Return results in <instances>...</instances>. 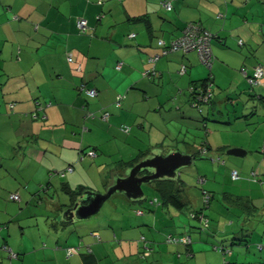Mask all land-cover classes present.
I'll return each mask as SVG.
<instances>
[{
  "label": "crops",
  "instance_id": "0c3cea01",
  "mask_svg": "<svg viewBox=\"0 0 264 264\" xmlns=\"http://www.w3.org/2000/svg\"><path fill=\"white\" fill-rule=\"evenodd\" d=\"M162 1L0 0V264H192L200 246L186 221H195V213L200 222L209 221L200 198L216 215H231L220 233L212 231L217 238L225 235L223 241L231 240V245L243 232V239L251 233L247 239L254 240L258 222L264 226V80L255 90L248 82L255 67L264 66V0H167L172 11ZM81 19L88 21L85 32L78 28ZM195 21L215 36L212 69L195 51L161 52L160 40L170 43ZM159 53L165 57L152 63ZM154 69V77H144ZM208 77L213 99L203 104L199 116L192 111L190 86ZM83 84L99 91L96 98L80 90ZM38 102L43 110L37 111ZM68 110L71 117L64 113ZM102 110L111 114L108 122L86 115ZM123 124H129L128 133L120 129ZM185 124L186 135H179ZM203 129L202 154L181 173V186L154 182L147 187L149 194L144 188L146 199L136 202L113 195L112 211L91 225L89 236L83 223L62 220L78 196L88 190L105 192L112 174L123 176L129 168L124 161L120 169L105 168L98 150L102 156L114 152L102 145L119 146V136H125L126 147L139 153L131 161L146 157L150 148L165 153L183 146L180 151L192 153L199 147L189 142ZM88 131L107 141L87 142ZM87 148H95L97 156H86ZM233 148L244 150L237 158L248 160L226 162L223 155ZM216 161L235 169L223 170ZM68 167L73 171H66L61 181L57 174ZM236 169L237 181L231 177ZM251 171L258 180L249 179ZM195 180L200 188H191ZM165 182L179 193L182 210L153 193ZM15 193L18 202L10 199ZM171 235L190 236L192 243H169ZM252 243L248 241L249 252H254ZM69 249L76 253L69 255ZM258 259L253 253L244 263Z\"/></svg>",
  "mask_w": 264,
  "mask_h": 264
},
{
  "label": "rangeland",
  "instance_id": "374dc122",
  "mask_svg": "<svg viewBox=\"0 0 264 264\" xmlns=\"http://www.w3.org/2000/svg\"><path fill=\"white\" fill-rule=\"evenodd\" d=\"M193 109L194 110H192V111L195 114L197 113L199 116H202L204 113V112H201L197 108H193ZM201 109L203 110V105L201 106ZM64 113H65V115H67L69 117H71L70 115H72V112L70 110L64 111ZM194 118H195V116H194ZM187 121L189 122V120H187ZM88 125H90V123H88ZM88 125L85 126V128L89 127ZM127 125H129V124H127ZM89 128L92 129L91 132L94 131L93 127H89ZM83 130L84 129H82V131ZM187 130H188V124H185L184 126L180 127V133L178 132V134L179 135L180 134L186 135L185 133L187 132ZM91 132L88 131V132L84 133L86 135L87 142L91 141V142L97 144L98 141H100V142L107 141L103 135H98V136L95 135L94 136L93 134H91ZM197 132L198 133L195 134V137L189 142V144L191 146L196 145L197 147H199L198 148L199 151H197V148H192V154H195L199 157L202 154V152L200 151L202 149L201 148L202 146H199V144H202V138L206 137V134H205L204 129L202 131L200 130V132L199 131H197ZM216 133H218L220 135V137L222 136V133H220L219 131H216ZM119 137H120L119 139L121 140L119 146L116 145V147H115L114 144L102 145V149L105 148L106 151L112 150L114 152L113 155H111V153H110V154H107V156L106 155L102 156L101 151L98 150V154H99L98 158L101 157L103 159V161L105 163L104 164L105 168H109V169L118 168V169H120L119 166L121 165V163H123V161L124 162H130L137 154H139V153H137L138 149L127 148L125 145V142H122V141H124L125 136L121 135ZM256 142H254V143H256ZM146 143H147V141H145L144 144L146 145ZM145 145H143V147H141V148H145ZM150 149H152V151L154 150L153 148H150ZM180 150H184V147L181 146ZM223 156H224L223 158L226 160V162H228L229 158L232 161L248 160L247 157L246 158H237V157L229 156V155L228 156L223 155ZM211 158H214V157H211ZM211 158L209 157L210 160H211ZM217 162H219V161H216V163ZM219 164H221V163L219 162ZM213 165L215 166V164H213ZM225 166L226 165L221 164V168H223V170L225 169ZM226 167L228 169L230 168L229 170L235 169L231 166L230 163H228V165ZM237 167L239 170L243 171L241 169V166H237ZM188 169H190V167L182 169V172L185 170H188ZM238 169H236V170H238ZM122 170H124V168ZM189 171H191V170H189ZM60 173L61 172H58L57 177L60 178L61 181H63V179L66 178V175H60ZM115 175L116 174H114V176ZM249 175H250L249 179H251V181L253 182L254 181L253 179H255V178H253V176H252V171L249 172ZM114 176L112 174L111 179L114 178ZM259 184H260V182H259ZM96 185L99 186V183H96ZM190 186H191V188L192 187L193 188H200L196 185V180H195V184L194 185L191 184ZM229 186L233 187L234 182H230ZM147 187H150V186L148 184H147V186H144V188H147ZM100 189H103V187L100 186ZM0 190H2V189L0 188ZM6 190H7V187H6ZM149 190L150 189L147 188L148 194H149ZM153 190H154V192H153L154 194L160 196L161 199L163 198V194H161L160 191L158 192L155 189H153ZM101 191H103V190H101ZM197 191L200 192L199 190H197ZM200 193H203L202 189H201ZM60 194H64V193L61 191ZM201 197H203V196L201 195ZM199 200H200V204H201L200 208L203 209V211H204L203 213L205 216H207L209 218L210 223H209V226L206 227L205 226L206 223H203L202 221L200 222L198 219H195V221H194V220H191L190 218L187 217L188 221H186L187 222L186 227L191 232V235L193 236L194 240L196 241L195 245L198 246V244H199V246H200V248L197 249V251H198L197 256L192 258L191 263L192 264H229V263L234 262L235 264H245L244 262L246 261L247 257L253 255V253H254L255 256H257L259 258L258 261L260 262V264H262V262H263L262 259H264V256L262 255V251H264V250H261L259 246L264 247V226L260 225V222H258V225L260 227H257L258 229H256L255 232L252 234L254 237V240L247 239L248 237H250L251 233L248 234V237H245V239H243L242 238L243 235H247L246 232H243V234H240V237H239L240 239L235 241L237 245H231V240L223 241V239H225V235L220 234L218 238L215 235H212V231L215 230L216 232L220 233L224 229V226H223L225 224L224 221H226V223H230L231 215H229V213H221L218 216L215 214V213H217V210H215V211L213 210V212L211 210H209V208L204 204L203 198H200ZM113 201H115V199L114 200L112 199L111 201H108L107 203H105V205L101 208L102 209L101 212L98 215L93 216L88 221H82L81 222L85 226L84 231H83V233H85V236H89V234L91 233L90 228L93 229V227H91V225L96 224L98 220H101V218L105 217L106 212L108 213V212L112 211V208L110 206H111V203ZM147 203L148 202H146V204ZM204 222H206V221L204 220ZM112 223L116 224V222H114V221ZM202 225H204L203 228H202ZM229 226H231V225H229ZM247 241H249L250 244L253 241L252 249L254 250V252H249L251 247L247 248V245H248ZM164 243H165V241H164ZM217 247L219 248V250H216ZM222 247H224V248H222ZM247 261L253 262L252 260H247Z\"/></svg>",
  "mask_w": 264,
  "mask_h": 264
},
{
  "label": "water",
  "instance_id": "95a60500",
  "mask_svg": "<svg viewBox=\"0 0 264 264\" xmlns=\"http://www.w3.org/2000/svg\"><path fill=\"white\" fill-rule=\"evenodd\" d=\"M245 153L241 148L228 150L229 155L236 157L244 156ZM195 158L192 153H185L177 148H172L165 153L162 148L151 150L146 157L127 168L123 176L116 174L112 186L105 192L88 190L78 196L76 203L66 209L62 220L73 224L88 221L98 215L102 206L111 201L115 194L125 195L134 202L143 201L147 197L144 192V186L147 184L172 181L181 186L182 169L192 167Z\"/></svg>",
  "mask_w": 264,
  "mask_h": 264
},
{
  "label": "built area",
  "instance_id": "2783aa9c",
  "mask_svg": "<svg viewBox=\"0 0 264 264\" xmlns=\"http://www.w3.org/2000/svg\"><path fill=\"white\" fill-rule=\"evenodd\" d=\"M167 10H172L173 6L171 4V2H163L162 4ZM88 27V21H86L85 19H81L79 20L78 23V28L81 32H85V30ZM136 35L133 33L131 34V37H135ZM211 37L212 34H210L208 31H203V29L200 27V24H196V25H188L186 31L184 32V35L181 38L176 39L175 41H173L170 44H166V41H161L159 45L161 46V48H163L164 53L165 54H169V53H176L177 51H184V52H188V51H196L199 53L200 59L203 63H205L206 65H208L210 68L212 66L211 64V60H212V48H211ZM243 42L241 41V44ZM69 57V62L70 63H74V58L72 57V54L68 56ZM159 56L156 55L153 59H151V62L154 63L156 61H158ZM122 63H118L117 65V69H121L122 67ZM77 71L79 73H81L83 71L82 65H77L76 67ZM186 72V67L183 66L180 70L181 74H184ZM156 74L155 69L154 70H148L146 72H144V77H154V75ZM264 80V70L261 66L257 67L254 71V77L250 79V82L252 84H260L262 81ZM88 94L91 97H96V95L98 94V91H96L95 89H90L87 90ZM210 92V90H209ZM122 97L120 96L117 100V105L120 106L121 105V100ZM209 100L208 96H204L202 98L198 97L197 103L194 104V106H196L197 108H200V104H202V102H207ZM105 115H103V119L104 120H108L110 117L109 113H104ZM122 131L125 133H128L130 131V127L129 126H123ZM264 150V148H263ZM204 152H206V149H204ZM91 155H95L94 152L90 153ZM69 171H72V169L70 168ZM232 179L234 180H239L240 176H239V172L237 170L232 171L231 174ZM208 196L206 195L205 198V202L208 200ZM10 199L13 201H19L20 200V195L19 194H12L10 196ZM157 202V200H154L152 203ZM140 214L142 213V211L139 212ZM206 224L208 223V219L205 222ZM169 243H190L191 240L188 237H184V239H177V238H169L167 240ZM69 255L76 253V249H69L68 251Z\"/></svg>",
  "mask_w": 264,
  "mask_h": 264
},
{
  "label": "trees",
  "instance_id": "16d2710c",
  "mask_svg": "<svg viewBox=\"0 0 264 264\" xmlns=\"http://www.w3.org/2000/svg\"><path fill=\"white\" fill-rule=\"evenodd\" d=\"M163 2H170V1H167V0H163L162 2H161V6H163L162 4H163ZM172 4V3H171ZM165 8V7H164ZM173 8H174V6H173ZM166 9V8H165ZM173 10V9H172ZM172 10H168V11H172ZM190 24H192V25H196V24H200V27L203 29V31H208L210 34H212V37H211V48H212V43L214 42V40H215V36H214V34L212 33V32H210L200 21L199 22H190V23H188L183 29V31H182V33H181V35L179 36V37H177L176 39H178V38H181L183 35H184V32L186 31V29H187V26L188 25H190ZM80 31V30H79ZM136 35V34H135ZM132 38H134V37H132ZM175 39V40H176ZM175 40H173V41H175ZM173 41H171L170 43H172ZM241 41L243 42L242 44H241ZM170 43H167L166 42V44H170ZM244 44V41L243 40H240V45L242 46ZM161 50H163V48L161 49ZM194 51V50H193ZM161 52H163L164 53V50L163 51H161ZM177 52H182V53H184V54H188V52H192V51H188V52H184V51H177ZM176 52V53H177ZM196 52V51H195ZM162 53V54H163ZM198 53V52H197ZM157 54L158 56H159V59L160 58H162V57H165V55L163 54ZM198 55H199V53H198ZM156 55H154V57H155ZM153 57V58H154ZM200 57V56H199ZM213 58H214V52H213V54H212V60H211V64H212V66H213ZM158 59V60H159ZM202 62V61H201ZM203 63V62H202ZM205 64V63H204ZM206 65V64H205ZM207 66V68L208 69H212V66H211V68L208 66V65H206ZM259 66H261L262 68H263V70H264V66H263V64L262 63H259V65H257V67H259ZM117 67V66H116ZM122 67V66H121ZM186 67V66H185ZM257 67H255V69L257 68ZM83 68V67H82ZM122 69V68H121ZM121 69H119V70H121ZM255 69H254V71H255ZM83 70H84V68H83ZM118 70V69H117ZM118 70V71H119ZM254 71H253V74L252 75H249L248 76V82H249V84L253 87V89L255 90V88H258V87H260V84H252L251 82H250V79L251 78H253L254 77ZM83 72V71H82ZM81 72V73H82ZM148 78H150V77H148ZM191 88H190V92H191V94H192V96H193V100L191 101V106L193 107V108H197L196 106H194V104L195 103H197V100H198V97H200V98H202V97H204V96H208V98H209V100L207 101V102H202V104H200V108H197V109H199L201 112H203V110L201 109V106L203 105V104H211V101H212V96H213V79H212V77H208V78H205V79H202L201 81H198V82H196V83H193L191 86H190ZM90 89H95V88H91V87H88V85H86V84H83V85H81L80 86V90H82V92H86V94L90 97V98H96V97H91L89 94H88V92H87V90H90ZM96 91H97V89H95ZM209 90H210V92H209ZM98 94H99V91H98ZM97 94V95H98ZM254 93H252V94H249V96H251V97H253V98H255L256 97V95H253ZM96 95V96H97ZM262 98V101L264 102V96H261ZM122 100V99H121ZM120 100V101H121ZM38 107H37V111L38 110H43L44 108H45V106H40V103L38 102V105H37ZM117 107H120V106H118V105H116ZM104 113H108V112H106V111H104V110H102V111H100V113L99 114H95V113H92V112H87V115L89 116V118H92V119H95V118H97L98 116L100 117V119L101 120H103V121H106V122H108L109 121V119L108 120H104L103 119V115H105ZM32 115H36L35 114V112H33L32 113ZM98 115V116H97ZM110 116H111V114H110ZM110 118V117H109ZM123 126H125V125H122L121 126V130H122V128H123ZM127 126V125H126ZM264 148V147H263ZM204 149H206V152H207V150H208V148L207 147H205ZM87 151L85 152V155L86 156H89V157H92V158H95L96 156H97V150H95V148H87L86 149ZM91 152H94L95 153V155L93 156V155H91L90 153ZM203 152H204V150H203ZM263 154H264V150H263ZM194 155V157H198L197 155H195V154H193ZM137 162H139V159L138 158H135L133 161H131V162H127L126 163V165H128L129 167H131V166H134V164L135 163H137ZM72 169V171H73V167H68L67 169H65L64 171H61V173H63V175H64V173L66 172V171H69V169ZM62 175V174H61ZM240 176V175H239ZM253 178H256V176H257V174H256V172H254L253 173ZM257 179V178H256ZM239 180H240V178H239ZM258 180V179H257ZM235 181H237V180H235ZM159 190L161 191V194H163V197H164V199L166 200V202L168 201L169 203H172L173 205H175L179 210H182L184 207H185V205H184V203H182V201L180 200V196H179V193L175 190V187H174V185L172 184V183H167V182H165V183H160V185H159ZM77 193H79V192H77ZM76 193V194H77ZM16 194V193H15ZM19 194V193H18ZM12 195V194H11ZM10 195V196H11ZM77 198V197H76ZM17 202V201H16ZM209 202V199L206 201V204ZM200 214V213H199ZM199 214L198 213H195L193 216V219H195V218H197V219H199V218H201L200 216H199ZM206 218H208V217H206ZM202 219V218H201ZM204 220H205V218L202 220V222L203 223H205L204 222ZM206 221V220H205ZM209 222V221H208ZM205 226L206 227H208V223L207 224H205ZM202 227H204V225H202ZM185 237H188V236H185ZM169 238H177V239H179V240H181V239H184V238H181V237H177V236H175V235H171V236H169L168 237V239ZM190 240H191V237L189 236L188 237ZM142 239H144V237H142ZM167 239V240H168ZM175 243V242H174ZM190 243H192V240H191V242ZM190 243H186V244H190ZM247 243H248V241H247ZM178 244H183V243H178ZM222 248H224V247H222ZM234 264V263H233ZM254 264H260L258 261H256V262H254Z\"/></svg>",
  "mask_w": 264,
  "mask_h": 264
}]
</instances>
